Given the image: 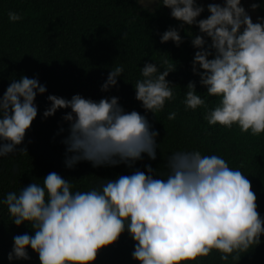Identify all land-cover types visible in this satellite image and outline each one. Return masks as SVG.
I'll list each match as a JSON object with an SVG mask.
<instances>
[{
    "label": "clouds",
    "instance_id": "clouds-1",
    "mask_svg": "<svg viewBox=\"0 0 264 264\" xmlns=\"http://www.w3.org/2000/svg\"><path fill=\"white\" fill-rule=\"evenodd\" d=\"M138 3L148 7L144 0ZM160 4L169 6L171 16L182 22L197 24L203 33L192 39L198 49L192 64L207 92L219 97L205 114L208 123L228 128L237 124L253 135L264 132V16L254 22L241 0L208 3L210 15L201 19L197 17L204 5L197 0H162ZM260 6L250 5L252 9ZM8 15L11 20L22 19L15 11ZM169 39L179 45L184 38L170 26L160 35L162 42ZM175 67L168 65L161 71L156 63L145 61L143 79L134 84L136 98L145 109L155 113L174 98L172 82L166 77ZM123 72V65L111 68L102 89L116 85ZM186 87V109L205 104L194 81ZM45 91L38 78L27 75L7 86L0 97V156L27 151L16 146L37 116V93ZM48 99L52 103L44 116L60 107L71 108L64 116L70 124L63 141L66 151L73 153L66 160L69 167L83 159L94 166L132 163L144 152L156 158L158 130L146 115L125 111L117 96L97 101L79 93L70 99L49 94ZM176 115L171 111L168 118ZM146 167L147 174L137 169L86 191H72L71 182L55 171L43 178V184L31 182L19 193L9 191L3 203L14 223L31 221L35 234L15 235L8 259H29L30 245L41 264H88L125 228L137 241L132 256L140 264H180L207 256L212 249L228 260V254L242 253L260 242L264 217L257 211L251 182L221 155L198 149L173 152L164 178H154L152 166Z\"/></svg>",
    "mask_w": 264,
    "mask_h": 264
},
{
    "label": "trees",
    "instance_id": "trees-1",
    "mask_svg": "<svg viewBox=\"0 0 264 264\" xmlns=\"http://www.w3.org/2000/svg\"><path fill=\"white\" fill-rule=\"evenodd\" d=\"M255 2L261 4L257 7L259 16H264V0ZM160 3L162 0L149 8L138 0H0V97L12 80L22 75L36 77L46 86V91L35 97L37 116L16 146L27 151L0 156V264H41L38 252L30 245L29 259H8L14 236L34 235L35 229L31 221L16 225L3 200L9 191L19 193L31 182L43 184V178L53 171L71 182L72 191H86L137 169L147 174L146 165L152 166L154 178H164L171 153L198 149L203 154L221 155L230 167L242 171L256 194L257 211L264 217V132L253 135L241 131L237 124L228 128L208 123L205 114L217 105L219 97L207 92L192 64L198 50L192 39L203 33L197 24L189 25L171 16L170 7ZM9 11L18 12L22 19L11 20ZM209 15L204 7L197 19ZM170 26L184 38L179 45L171 39L160 40ZM205 38L211 42L210 37ZM145 61L156 63L161 71L176 65L166 77L172 82L174 98L166 100L163 109L155 113L145 109L135 95L134 84L143 79L141 68ZM118 65H123L124 72L118 76L117 84L102 89L111 68ZM189 81L195 82L197 94L205 100L196 109H186L184 104ZM77 93L97 101L117 96L125 111L146 115L159 132L156 158L144 152L132 163L94 166L83 159L69 167L66 160L73 153L66 151L63 141L69 135L70 124L64 116L71 108L60 107L48 116L44 112L52 103L49 94L70 99ZM171 111L177 113L175 119L168 118ZM136 243L125 228L88 264H140L132 256ZM221 255L212 249L207 256L180 264H264V233L260 242L248 250L228 254V260H222Z\"/></svg>",
    "mask_w": 264,
    "mask_h": 264
},
{
    "label": "rangeland",
    "instance_id": "rangeland-1",
    "mask_svg": "<svg viewBox=\"0 0 264 264\" xmlns=\"http://www.w3.org/2000/svg\"><path fill=\"white\" fill-rule=\"evenodd\" d=\"M160 0H144V3L148 5L149 8H155ZM255 0H241V3L245 6L246 10L251 15L253 21H256V18L259 16L258 8L252 9L250 5L254 3ZM197 3L203 4L204 7H207L208 3H223V0H197ZM256 3V2H255Z\"/></svg>",
    "mask_w": 264,
    "mask_h": 264
}]
</instances>
